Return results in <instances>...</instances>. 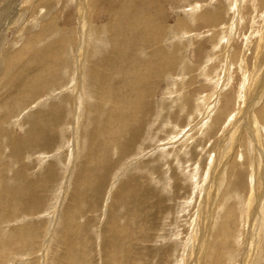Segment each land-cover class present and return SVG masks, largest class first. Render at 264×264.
I'll return each instance as SVG.
<instances>
[{
	"label": "rangeland",
	"instance_id": "1",
	"mask_svg": "<svg viewBox=\"0 0 264 264\" xmlns=\"http://www.w3.org/2000/svg\"><path fill=\"white\" fill-rule=\"evenodd\" d=\"M41 1L0 0V264H264V0ZM52 45L39 94L18 65ZM109 53L111 135L88 82Z\"/></svg>",
	"mask_w": 264,
	"mask_h": 264
},
{
	"label": "bare ground",
	"instance_id": "2",
	"mask_svg": "<svg viewBox=\"0 0 264 264\" xmlns=\"http://www.w3.org/2000/svg\"><path fill=\"white\" fill-rule=\"evenodd\" d=\"M39 1H41V0H39ZM43 1H44V0H43ZM43 1H41V3H44L46 0H45L44 2H43ZM18 2H19V1H18ZM41 3H39L40 6H42ZM48 3H49V2H48ZM37 4H38V3H37ZM44 4H46V3H44ZM40 6L37 7V10L40 9ZM50 6H51V5H50ZM198 7H201V6H198ZM198 7H197V8H198ZM41 8H42V7H41ZM42 10H44V7L42 8ZM199 10H200V9H199ZM2 11H3V10H2ZM194 11H196V10H194ZM0 12H1V11H0ZM200 12H201V11H200ZM210 12H211V11H210ZM214 12H215V11H214ZM128 13H129V12H128ZM207 13H209V12H207ZM131 14H132V13H131ZM133 14H134V13H133ZM205 14H206V13H205ZM32 15H33V14H32ZM125 15H126V14H125ZM127 15H129V14H127ZM127 15H126V17H127ZM210 15H211V14H210ZM210 15L208 14L207 17L210 16ZM39 16H40V15H39ZM142 17H143V15H142ZM205 17H206V16H205ZM40 18H41V17H40ZM124 18H125V16H124ZM200 18H201V17H200ZM41 19H42V18H41ZM41 19H40V20H41ZM54 19H55V18H52V22H54ZM59 19H60V18H59ZM141 19H142V18H141ZM143 19L145 20L144 17H143ZM202 19H203V18H202ZM208 19H209V18H208ZM55 20H56V19H55ZM60 20H61V19H60ZM119 20H120V19H119ZM121 20H122V19H121ZM44 21H45V20H44ZM79 21H81V20H79ZM125 21H126V22H130V21H131V17L127 18ZM135 21L137 22L136 19H134V22H135ZM142 21H143V20H142ZM142 21H141V22H142ZM49 22H51V21H49ZM82 22H83V21H82ZM122 22H123V21H122ZM182 22H183V21H182ZM46 23H47V22H46ZM84 23H85V22H84ZM44 24H45V23H44ZM52 24H53V23H52ZM138 24H139V22H138ZM142 24H143V22H142ZM142 24H141V25H142ZM149 24H150V23H149ZM46 25H47V24H46ZM54 25H55V23H54ZM144 25H145V22H144ZM46 27H47V26H46ZM52 27H53V26H52ZM140 27H141V26H140ZM148 27H149V26H148ZM146 28H147V27H146ZM55 29H56V28H55ZM148 29H149V28H147L146 30H148ZM42 30H44V29L41 28V31H42ZM45 30H47V29H45ZM45 30H44V31H45ZM152 30H155V29L152 28V29L149 30V31H152ZM48 31H50V30L48 29ZM56 31H57V30H56ZM157 31H158V29L156 30V34H157ZM114 32H115V30H114ZM153 32H155V31H153ZM115 33H116V32H115ZM148 33H149V32H148ZM151 33H152V32H151ZM50 34H51V33H50ZM44 35H45V34H44ZM47 35H49V34L47 33ZM83 35H84V34H83ZM49 36H50V35H49ZM49 36H48V37H49ZM52 36H53V34H52ZM52 36H51V37H52ZM39 37H40V36H39ZM46 37H47V36H46ZM81 37H82V36H81ZM84 37H85V35H84ZM37 38H38V37H37ZM92 38H93V37H92ZM40 39H41V38H40ZM40 39H39V40H40ZM82 39H85V38L82 37ZM34 40H35V39H34ZM42 40H43V39H42ZM42 40H40V41H42ZM43 41H44V40H43ZM84 41H85V40H84ZM133 42H134V41H133ZM33 43H35V41H33ZM38 43H39V42H38ZM80 43H81V42H80ZM34 45H35V44H34ZM47 45H48V44H47ZM118 46H119V45H118ZM134 46H135V45H134ZM137 46H138V45H137ZM137 46H136V47H137ZM149 46H150V45H149ZM154 46H155V45H153L152 47H154ZM116 47H117V46H116ZM116 47H115V48H116ZM138 47H139V46H138ZM139 48H141V47H139ZM150 48H151V47H150ZM35 49H36V48H35ZM37 49H38V48H37ZM130 49H131V48H130ZM132 49H133V48H132ZM134 49H135V48H134ZM136 49H137V48H136ZM152 49H153V48H152ZM60 50H61V47H59V46H57V45H52L51 47L46 48V49H45V48H42V49L40 48V51L37 52V53H35V54H33V56L31 57V60H32V61H31L30 64H29V63H26V62H25V63H21V64H20L21 66L18 65V68H20V69H22V70H30L29 72H27V74H28L29 76H30L31 72L33 71V69H35L36 72H35V71H34V72H35L36 75L34 74V78L31 77L32 79H34V83H32V82H31V83L34 84L33 86L37 85V87H38L37 89H39V88L41 87V86L39 87V84L44 83L43 79H44L46 76H49L48 71H47V66L49 65V63H50V62H55V61H56L55 63H56L57 65L59 64V62H60V60H61V56H59V54H60ZM121 50H122V52H124V55L127 54V53L129 54V52H130V50H128V48H127V50H126V46H125V45L123 46V48H121ZM154 50H156V49L154 48ZM128 51H129V52H128ZM134 51H135V50H134ZM150 51H151V49H150ZM119 52H121V51H119ZM122 52H121V55L123 54ZM132 52H133V51H132ZM139 52H140V50H139ZM142 52H143V51H142ZM115 53H116V52H115ZM130 53H131V52H130ZM137 53H138V52H137ZM137 53L135 52V54H137ZM116 54H118V53H116ZM116 54H115V55L113 54V55L116 56ZM159 54L162 55V53H160V51H156V52L154 51V52L152 53L151 57H152V58H153V57L155 58V56L157 57ZM106 55H107V54H106ZM106 55H105V57H104L103 55L100 56V58H101L102 60L100 59V60H101V61H100V60L98 59V60L100 61V63H99L98 66H95L94 64H91L90 72H89V71H88V72H89V75L91 74L93 77L88 78V79H89L88 82H89V84L92 82V84H94V85H95V84H101V86H100V88H99V93L101 94L102 97H104V99H98V100H99V103L97 102V103H98V106H97V107H103L101 103H103L104 106H105V104H107V107H108V110H106V111H108V112L105 113V116H104V117L106 118V121H105V122H106V125H105V128H104L103 130H101V131H102L103 133H104V131H109L108 133H110V131L114 130V129L111 130V128H110L111 125H114V123H113L114 121L112 122V123H113V124H112V123H111V120H110V117L112 118L111 115L114 114L116 117L118 116L117 118H119V117H121V116H122V118H123L124 115H122V114L125 113V112L122 111L121 104H120L119 106L116 107V105H115L116 101H110V100H111L112 96L115 95V94L117 93L116 91H118V92H120V93H123V91L120 90V89L123 88V90H125V89L127 88V84H125L126 86L123 84V85L125 86V89H124V87L121 85L122 87H120V89H119L120 91H119V90H116L115 92H113V90H111V87H112V85L114 84V81L111 80V79H108V78H104V77H103V72H106L107 70H109V73H110V75H111V70H113V68H117V67L120 65V61L117 63V59H118V57H117V59H116L115 62L110 63V58H109V56L112 55V54L109 53L107 56H106ZM25 56H26V55H25ZM25 56H24V57H25ZM27 56H28V55H27ZM125 56H126V55H125ZM59 57H60V59H59ZM103 57H104V58H103ZM110 57H112V56H110ZM138 57H139V56L137 55V58H138ZM163 57H164V55H162V57H160V58H162L163 60H166V59H164ZM20 58H21V60H22V59H27V57L23 58L22 56H21ZM28 58H29V56H28ZM114 58H115V57H114ZM152 58H151V59H152ZM158 58H159V56H158ZM158 58H157V59H158ZM29 59H30V58H29ZM29 59H28V61H29ZM58 59H59V61H57ZM15 60H17V57H16ZM98 60H97V62H98ZM112 60H114V59H112ZM155 60H156V59H155ZM155 60H154V61H155ZM137 61H138V60H137ZM154 61H153V62H154ZM124 62H125V61H124ZM140 62H141V61H140ZM140 62H139V64H140ZM151 62H152V60H151ZM151 62H150V63H151ZM6 63H8V65L12 64V60H8ZM127 63L131 64V62L126 61V64H127ZM143 63H144V62H143ZM155 63H156V62H155ZM162 63L164 64V62H162ZM162 63H161V64H162ZM16 64H18V63H16ZM123 64H124V65H123V66H124V70L127 69L128 67L125 68V67H126V66H125V63H123ZM137 64H138V63H137ZM156 64H158V63H156ZM161 64L159 65V67L162 66ZM165 64H166V63H165ZM165 64H164V65H165ZM131 65H132L133 68L135 67L133 62H132ZM164 65H163V67H164ZM168 65H169V64H166V65H165V67H166L167 69H168V67H169ZM19 66H20V67H19ZM138 66H139V65H138ZM140 66H141V65H140ZM150 66H151V64H150ZM152 66H153V65H152ZM35 67H36L38 70H37ZM119 67H121V66H119ZM143 67H144V65H143ZM143 67H142V69H140V70H143V71L145 70V71H147V69H146V68L143 69ZM156 67H157V65H156ZM156 67H155V68H156ZM159 67H157V69H158ZM165 67H164V68H165ZM130 68H131V67H130ZM133 68H131V69H133ZM150 68H153V67H150ZM119 69H120V68H119ZM137 69L139 70L138 67H137ZM153 69H154V68H153ZM170 69H171V68H170ZM0 70H1V69H0ZM7 70H8V69H7ZM124 70H123V71H124ZM128 70H129V69H128ZM138 70H137V71H138ZM148 70H149V69H148ZM164 70H166V69H164ZM164 70H162L163 73H164ZM1 71H4V73L6 72V70H1ZM43 71H45V72H47V73H46V76H45L44 78H43V76L41 75L43 79L40 80V79H39V76H40V75H38L37 73H38V72H43ZM78 71H79V69H78ZM102 71H103V72H102ZM135 71H136V70H135ZM145 71L143 72V75H142V76H141V74H139V75H140V78H139V79H136V83H137L138 85H137V87H136L132 92H134V93L137 94V93L139 92V90H141L142 88H145V86L149 83V79H148L149 76L147 77V74H148V73L146 74ZM160 71H161V70H160ZM160 71H159V72H160ZM162 71H161V72H162ZM82 72H83V71H81V72H77V75H78V76H77L76 80H78L79 82H77V81L74 80L75 83H76V82H77V83L82 82V81H81V75H82ZM112 72H113V71H112ZM118 72H119V71H118ZM126 72H127V71H126ZM129 72L131 73V71H129ZM152 72H153V71H152ZM155 72H156V70H155ZM4 73H3V74H4ZM11 73H12V72H11ZM119 73H120V72H119ZM156 73H157V72H156ZM32 74H33V73H32ZM127 74H128V73H127ZM135 74H137V73H135ZM135 74H132V76L135 75ZM145 74H146V75H145ZM152 74H153V73H152ZM5 75H8V76H9V75H10V71H7V74H5ZM53 75L56 76V74H54V71H53ZM120 75H121V74H120ZM130 75H131V74H129V77H130ZM31 76H32V75H31ZM41 76H40V78H41ZM121 76H122V75H121ZM132 76H131V77H132ZM135 76L138 77V75H135ZM135 76H133V77H135ZM9 77L11 78L12 76H9ZM26 77H28V76H26ZM133 77H132V78H133ZM28 78H29V77H28ZM46 78H47V81H49L48 77H46ZM156 78H157V76H156ZM160 78H161V77H160ZM25 79H26V78H25ZM126 79H127V78H126ZM44 80H45V79H44ZM114 80H115V79H114ZM123 80H124V79H123ZM130 80L132 81V79H130ZM154 80H155V79H154ZM27 81L29 82L30 79H27ZM42 81H43V82H42ZM127 81H128V80H127ZM147 81H148V82H147ZM152 81H153V80H152ZM18 82H19V81H18ZM21 82L24 83V81H20V83H21ZM25 82H26V81H25ZM40 82H42V83H40ZM49 82H50V81H49ZM134 82H135V81H134ZM146 82H147V83H146ZM29 83H30V82H29ZM35 83H37V84H35ZM124 83H125V81H124ZM126 83H128V82H126ZM136 83H135V84H136ZM145 83H146V84H145ZM150 83H151V80H150ZM119 84H121V81L119 82ZM45 85H46V84H45ZM75 85H76V84H75ZM75 85H74V86H75ZM128 85H129V84H128ZM23 86H24V87H23V90H24L25 92L29 91V90H28V88H30L29 86H27V85L25 86V83H24ZM31 86H32V85H31ZM33 86H32V87H33ZM43 86H44V85H43ZM116 86H118V85H116ZM116 86H115V87H116ZM133 86H135V85H133ZM133 86H132V87H133ZM17 87L20 88V86H17V85H16V88H17ZM115 87H114V85H113V88H115ZM130 87H131V86H130ZM132 87H131V88H132ZM146 87H148V86H146ZM34 88H35V87H34ZM41 88H42V87H41ZM43 88H44V87H43ZM43 88H42V89H43ZM94 88H95V86H94ZM117 88H119V86H118ZM117 88H116V89H117ZM128 88H129V86H128ZM133 88H134V87H133ZM42 89H41V90L39 89L37 92H38V93H39V92L42 93ZM145 89L147 90V88H145ZM15 90H16V89H15ZM20 90H22V89H20ZM33 90H34V92H36L35 89H33ZM33 90H32L31 93H33ZM94 90H95V89H94ZM126 90H127V89H126ZM130 90H131V89H130ZM16 91H17V90H16ZM16 91H14V92H15V93H18V92H19V90H18V92H16ZM90 91H91V90H90ZM125 92H126V91H125ZM128 92H129V91H128ZM148 92H149V90H148ZM28 93H29V92H28ZM38 93H37V94H38ZM95 93H96V92H95ZM19 94H20V92H19ZM24 94H25V93H24ZM24 94H22V95L24 96ZM39 94H40V93H39ZM123 94H124V93H123ZM125 94H126V93H125ZM139 94H140V93H139ZM147 94H148V93H147ZM22 95H21V96H22ZM90 95H91V94H90ZM94 95H95V94H94ZM130 95H131V94H130ZM130 95H127V96H130ZM133 95H134V94H133ZM148 95H149V94H148ZM18 96H20V95H18ZM21 96H20L19 98L16 97V96H14V97H15V100H13L12 102H13V103H15V102H17V101L20 102V99L23 100V98H21ZM23 96H22V97H23ZM95 96H96V95H95ZM127 96H126V97L124 96V97L126 98V101H124V102H127V103L129 102V104H130L131 102H130V101H127V100H128ZM97 97H98V96H97ZM115 97H116V96H115ZM121 97H122L121 99H123V96H121ZM131 97H133V96H131ZM10 98H11V97H10ZM129 98H130V97H129ZM135 98H137V96H136ZM135 98H134V101H132V104H131L132 107H131V105L128 104V105L131 107V108H130L131 110L135 109V108H134L135 105L138 106L137 103H138L139 101H138V99L135 100ZM146 98H147V96H146ZM13 99H14V98H13ZM16 99H17V100H16ZM105 99H106V100H105ZM112 99L114 100V98H112ZM118 99H120V98H119V95H117V99H116V100H118ZM121 99H120V101H123V100H121ZM148 99H149V97H148ZM27 100H28V99H27ZM130 100H131V98H130ZM144 100H145V98H144ZM104 101H105V102H104ZM141 101H142V100H141ZM29 102H30V101H29ZM38 102H39V101H38ZM145 102H147V101L145 100ZM150 102H151V100H150ZM120 103H121V102H120ZM9 104H10V103L7 102L6 105L9 106ZM15 104H16V103H15ZM15 104H14V105H15ZM124 104H126V103H123V105H124ZM142 104H143V103H142ZM142 104H141V105H142ZM144 104H145V103H144ZM6 105H5V106H6ZM10 105H11V104H10ZM124 106H126V105H124ZM142 106H143V105H142ZM162 106H163V105H162ZM105 107H106V106H105ZM140 107H141V106H140ZM147 107H148V104H147V106H146L145 108H147ZM7 108H8V107H7ZM9 108H10V107H9ZM125 108H128V106H127V107H124L123 110H124ZM138 108H139V106L137 107V109H138ZM141 108H142V107H141ZM143 108H144V106H143ZM143 108H142V109H143ZM154 108H156V107H154ZM130 109H129V110H130ZM147 109H148V108H147ZM156 109H158V108H156ZM131 110H130V113H131ZM140 110H141V109H140ZM143 110H144V109H143ZM143 110H142V112H143ZM94 111H95V110H94ZM124 111H126V110H124ZM51 112H53V113H55V114L57 115V116L55 117V118L57 119L58 116H59V114H60L59 110H57V109H53V110H51ZM102 112H103V110H101V111H97V112H96V114L99 115L98 117H100V120H99V118H98V120L96 119V120L98 121L97 123H100V125H103V123H105L104 120H103L104 118L102 117ZM121 112H122V113H121ZM128 112H129V111H128ZM132 112H133V111H132ZM145 112H147V111L145 110ZM148 112H149V111H148ZM130 113H127L128 116H130V115H129ZM136 113H137V112H136ZM172 113H173V112H172ZM96 114H95V117H96ZM125 114H126V113H125ZM131 114H132V113H131ZM134 114H135V112H134ZM138 114H139V113H138ZM149 114H150V113H149ZM149 114H148V115H149ZM166 114H167V113H166ZM146 115H147V113H146ZM155 115H156V114H155ZM125 116H126V115H125ZM128 116H127V117H128ZM132 116L134 117V115H132ZM138 116H139V115H138ZM140 116H141V118H142L143 114L141 115V113H140ZM149 116H150V115H149ZM161 116H162V115H161ZM161 116H160V117H161ZM42 117H44V115H42ZM135 117H136V115H135ZM60 118H61V114H60ZM122 118H121V119H122ZM136 118H137V117H136ZM154 118H155V117H154ZM40 119H41V123H42V118H40ZM112 119H113V118H112ZM119 119H120V118H119ZM119 119H118V120H119ZM121 119H120V122H121ZM128 119H129V117H128ZM130 119H131V117H130ZM130 119H129V120H130ZM92 120H93V119H92ZM94 120H95V119H94ZM115 120H117V119H115ZM123 120H124V119H123ZM132 120H135V119H132ZM136 120H137V119H136ZM140 120H141V119H140ZM158 120H159V119H158ZM163 120H164V119H163ZM168 120H169V119H168ZM142 121H144V120H142ZM18 122H19V121H18ZM117 122H118V121H117ZM122 122H123V121H122ZM129 122H130V121H129ZM132 122H133V121H132ZM132 122H131V123H132ZM139 122H140V121H139ZM139 122H138V123H139ZM166 122H167V121H166ZM92 123H93V122H92ZM118 123H119V122H118ZM118 123H117V124H118ZM124 123H126V124L129 125V126L131 125V124H128V123H127V120H126V119H125ZM135 123H136V125H137V121H136ZM94 124L96 125V123H94ZM120 124H121V123H120ZM168 124H169V123H168ZM98 125H99V124H98ZM100 125H99V126H100ZM127 125H126V126H127ZM141 125H142V124H141ZM115 126H117V125H115ZM121 126H124V124H122ZM121 126H120V128H121ZM138 126H139V125H138ZM165 126H166V125H165ZM111 127H112V126H111ZM124 127H125V126H124ZM131 127H132V126H131ZM136 127H137V126H136ZM139 127L142 128V126H139ZM139 127H138V128H139ZM99 128L102 129L101 127H99ZM112 128H114V127H112ZM117 128H119V127H118V126L115 127V129H117ZM120 128H119L118 131L121 130ZM125 128H126V127H125ZM125 128H123V129H125ZM128 128H129V127H128ZM146 128H148V127H146ZM171 128H172V127H171ZM175 128H176V127H175ZM162 129H163V128H162ZM136 130H137V129H136ZM160 130H161V129H160ZM166 130H167V129H166ZM116 131H117V130H115V131L113 132V133H114L113 135H114V137H115L114 139H116V141H119L121 138H120V135H119V134H116V135H115V132H116ZM122 131H123V130H122ZM122 131L119 132V133L122 134V133H123ZM125 131H126L125 135H123V134H122V135H123L124 137H126V139H127V137H130L131 133L133 132V128H130V129H127V128H126ZM125 131H124V132H125ZM150 131H151V129H150ZM161 131H162V130H161ZM134 132H135V131H134ZM134 132H133V133H134ZM108 133H107V135H108ZM137 133H138V130H137ZM156 133H158V132H156ZM102 135H103V134H102ZM107 135H106V137H105V135H104V137H105L104 140H105L106 142L109 140L108 137L111 135V133H110V135H109L108 137H107ZM134 135H136V133H135ZM150 135H151V134H150ZM94 136H95V135H94ZM98 136H99V135H98ZM140 136H141V134L138 135L137 137H136V136H133V140L138 139ZM143 136H144V135H143ZM158 136H159V134H158ZM155 137H156V136H155ZM159 137H160V136H159ZM130 138H131V137H130ZM130 138H128V139L130 140ZM93 139H94V138H92V140H93ZM99 139H100V138H99ZM112 139H113V137H112ZM152 139H153V138H152ZM159 139H160V138H159ZM13 140H14V139H13ZM104 140H101V142L104 141ZM110 140H111V139H110ZM124 140H125V138H124ZM99 141H100V140H99ZM105 141H104V142H105ZM125 141H126V140H125ZM125 141H123V142H125ZM127 141H128V140H127ZM93 142H94V140H93ZM101 142H100V143H101ZM104 142H103V144H104ZM106 142H105V144L107 145L108 142H107V143H106ZM110 142H111V143H110ZM110 142H109V143L111 144V147H113V146L115 145V142H113V141H110ZM150 142H151V141H150ZM150 142H149V143H150ZM161 142H162V141H161ZM95 143H96V141L94 142V144H95ZM96 144H98V143H96ZM112 144H114V145L112 146ZM122 144H123V143H122ZM125 144L129 145L128 143H125ZM130 144H131V143H130ZM100 145H101V144H100ZM100 145H99V146H100ZM92 146H93V145H92ZM92 146L90 147V150H91V151H92ZM99 146H98V147H99ZM103 146H104V145H103ZM130 146H131V145H130ZM143 146H144V145H143ZM117 147H118V146H117ZM114 148H115V147H114ZM100 149H101V147H100ZM108 149L111 150L110 148H108ZM114 150H115V149H114ZM128 150H129V149H128ZM125 151H126V150H125ZM110 152H112V150H111ZM105 153H106V155L109 154L108 152H105ZM105 153H104V155H105ZM107 153H108V154H107ZM124 153H125V152H124ZM181 153H182V152H181ZM121 154H122V153H121ZM109 155H111V153H110ZM222 155H223V154H222ZM180 156H181V155H180ZM109 157H110V156H109ZM99 159H100V161H102V160L104 159V156H103L102 158H99ZM160 160H161V159H160ZM158 163H159V162H158ZM115 166H116V165H115ZM229 166H230V165H229ZM108 167H110L109 169H107L108 172H109L110 169L112 168V166H108ZM111 172H112V171H111ZM4 181H5V180H3V179L0 181V185H1V186H3L2 184H4ZM86 182H87V181H86ZM135 184H136V183H135ZM123 185H125V184H123ZM3 187H4V186H3ZM138 187H139V186H138ZM122 189H123V187H122ZM8 192H9V190H8ZM14 192H15V191H14ZM137 192H138V191H137ZM118 193H119L120 201H122L123 199H125V196H124L125 194H124V193L121 195L120 190H119ZM14 194H15V193H14ZM22 195H24V197H26V196L29 195V193H27V192L25 193V192H24ZM22 195H20V196L23 197ZM15 196H16V195H15ZM14 198H15V197H14ZM117 198H118V197H117ZM127 198H128V197H127ZM126 200H127V199H126ZM126 200H125V201H126ZM117 201H118V199H117ZM120 201H118V202H120ZM127 201H129V200H127ZM133 202H134V201H133ZM21 203H22V202H21ZM16 204H17V203H16ZM22 204H23V203H22ZM134 204H136V203H134ZM18 206H19V205H18ZM69 212H71L70 209H69ZM71 214H72V213H71ZM4 215H5V217H7V214H6V213H4ZM199 216H200V215H199ZM69 217H70V216H69ZM71 217H72V216H71ZM71 221H72V219H71ZM136 232H137V231H136ZM106 245H107V244H106Z\"/></svg>",
	"mask_w": 264,
	"mask_h": 264
}]
</instances>
